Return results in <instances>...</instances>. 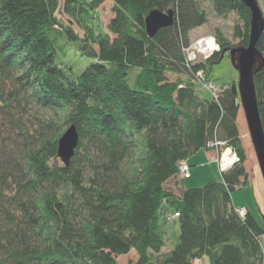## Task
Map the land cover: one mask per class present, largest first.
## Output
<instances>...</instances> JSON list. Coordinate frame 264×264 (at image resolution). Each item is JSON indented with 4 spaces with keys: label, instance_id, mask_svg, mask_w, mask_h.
<instances>
[{
    "label": "trees",
    "instance_id": "1",
    "mask_svg": "<svg viewBox=\"0 0 264 264\" xmlns=\"http://www.w3.org/2000/svg\"><path fill=\"white\" fill-rule=\"evenodd\" d=\"M105 1L100 31L92 13ZM204 1L215 17L237 19L229 38L215 30L218 51L187 64L189 32L208 20ZM155 8H173L174 21L148 37ZM249 31L242 0H0V264H118L131 250L128 264H263L264 228L232 202L248 179L236 84L216 99L196 92V72L209 77ZM69 46L73 59H62ZM256 48L264 132V29ZM79 57L92 61L77 71ZM70 124L78 145L64 165L57 140ZM225 147L238 160L219 180L180 194L165 186L200 149ZM167 213L178 214L170 247Z\"/></svg>",
    "mask_w": 264,
    "mask_h": 264
},
{
    "label": "rangeland",
    "instance_id": "2",
    "mask_svg": "<svg viewBox=\"0 0 264 264\" xmlns=\"http://www.w3.org/2000/svg\"><path fill=\"white\" fill-rule=\"evenodd\" d=\"M257 2L264 18V0H257ZM210 5L211 4L207 3L206 1L203 2L202 6L206 9L208 20L202 25L193 28L189 32L192 41L206 36L214 37V32L216 29L220 30L224 36L228 38L230 37L232 25L237 19L236 15L230 13L226 18H217L213 15ZM110 7V2L105 1L92 13L93 17L91 22H95L99 26L98 30L100 31L105 30L107 21L111 16ZM72 50L73 47L69 46L65 51L66 55L63 56L64 58H61L65 60L73 59ZM191 50L197 54L195 49L192 48ZM58 53L61 54L60 51ZM199 60H203V58L200 55H197V61ZM91 61V58L79 57L76 61L77 71L81 70ZM204 77L206 82L201 84L198 83L196 90L197 94L204 98H213V94L218 93L224 88H227L231 82L237 84L238 80L237 70L233 66L227 53L218 63L211 66L209 77H206L205 75ZM237 124L240 139L246 156L244 166L245 170L247 171L248 179L246 185L232 192V202L234 206H242L251 210L257 222L264 228V185L241 106L238 114ZM204 152V149H200L187 159L186 163L189 166L188 176L182 177L176 175L167 181L165 186L174 193L180 194L185 188L201 186L209 180L219 179L220 176L217 174V168H219V158L222 156L223 152L221 155L218 154L217 157H215L217 168L215 164L207 163L208 159ZM165 220V227L167 229L166 241L168 247H170L173 245V243H175L178 233V226L175 222V219L170 216V213L165 214ZM260 240L264 247V233L261 235ZM162 250H167V247H164ZM136 257L137 255L135 252L131 250L126 255L117 257L118 264H128L129 261H134ZM200 262L201 264H209L207 257L205 256L200 259Z\"/></svg>",
    "mask_w": 264,
    "mask_h": 264
},
{
    "label": "water",
    "instance_id": "3",
    "mask_svg": "<svg viewBox=\"0 0 264 264\" xmlns=\"http://www.w3.org/2000/svg\"><path fill=\"white\" fill-rule=\"evenodd\" d=\"M250 11V31L248 43L243 47L228 50L230 60L237 70L238 80L234 89L239 96L249 137L264 185V132L260 122L253 74L263 65V55L257 50L256 42L264 29V18L257 0H242ZM174 9L166 11L151 9L144 17V29L148 37H152L158 29L171 25L174 21ZM78 145V133L73 124L62 132L57 140V157L64 165H68Z\"/></svg>",
    "mask_w": 264,
    "mask_h": 264
},
{
    "label": "built area",
    "instance_id": "4",
    "mask_svg": "<svg viewBox=\"0 0 264 264\" xmlns=\"http://www.w3.org/2000/svg\"><path fill=\"white\" fill-rule=\"evenodd\" d=\"M202 40H205V41H202ZM198 42H203V43L206 42V44L205 45H202V46L201 45L196 46V44ZM192 48L195 49V51L197 52V54L194 53L191 50ZM218 50H219V44L215 40V38L213 36L201 37L198 40L195 39L192 42V44H190L187 48L184 49V52H185V61H186L187 64L193 63V62L197 61V55H200L203 59H206L211 54H213L214 52H216ZM196 81L199 84L206 82L205 77L203 75V72L201 70H199V71L196 72ZM217 94L218 93L213 94L214 95L213 99H216L217 98ZM222 145H223V142H217V141L207 142V146L208 147L222 146ZM222 152H223V154L219 158V168H218L219 171L227 170L228 168H230L238 160L235 152L230 147L223 148L219 152V154L221 155ZM224 156H226L228 158H231L230 159V162L227 163L224 160ZM176 175H179V176H182V177L189 175V166H188V164L185 161L184 162H181L178 165V172H177ZM245 211H246L245 208H238L237 209V212H238V214L240 216H243L245 214ZM177 215H178L177 213L170 214V216L173 217V218H175Z\"/></svg>",
    "mask_w": 264,
    "mask_h": 264
},
{
    "label": "crops",
    "instance_id": "5",
    "mask_svg": "<svg viewBox=\"0 0 264 264\" xmlns=\"http://www.w3.org/2000/svg\"><path fill=\"white\" fill-rule=\"evenodd\" d=\"M204 153L206 154V157H207V163H213V164H215L216 165V161H215V157H217V155H218V152H217V150H215V149H209V150H205L204 149ZM216 168H217V165H216ZM217 174L220 176L219 177V179L221 178V172L219 171V169L217 168ZM219 179H214V180H219ZM235 207H237L238 208V206H235ZM240 208H245V209H247L246 207H242V206H239ZM249 210V209H248ZM251 213H252V211L251 210H249ZM253 214V213H252ZM194 264H201V262H200V259H198V260H195L194 261Z\"/></svg>",
    "mask_w": 264,
    "mask_h": 264
},
{
    "label": "bare ground",
    "instance_id": "6",
    "mask_svg": "<svg viewBox=\"0 0 264 264\" xmlns=\"http://www.w3.org/2000/svg\"><path fill=\"white\" fill-rule=\"evenodd\" d=\"M202 41H205V40H202ZM206 44V42L205 43H203V42H198L197 44H196V46H199V45H205ZM230 159L231 158H228V157H226V156H224V160L228 163V162H230ZM186 162V161H185ZM221 172V171H220Z\"/></svg>",
    "mask_w": 264,
    "mask_h": 264
}]
</instances>
